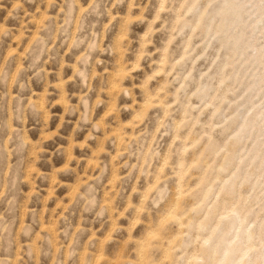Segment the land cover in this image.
<instances>
[{
	"label": "clouds",
	"instance_id": "obj_1",
	"mask_svg": "<svg viewBox=\"0 0 264 264\" xmlns=\"http://www.w3.org/2000/svg\"><path fill=\"white\" fill-rule=\"evenodd\" d=\"M0 264H264V0H0Z\"/></svg>",
	"mask_w": 264,
	"mask_h": 264
}]
</instances>
